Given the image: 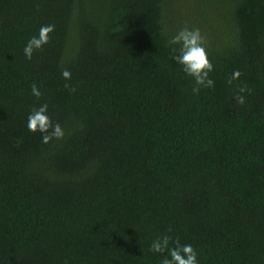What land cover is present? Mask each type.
Masks as SVG:
<instances>
[{"label": "trees", "instance_id": "1", "mask_svg": "<svg viewBox=\"0 0 264 264\" xmlns=\"http://www.w3.org/2000/svg\"><path fill=\"white\" fill-rule=\"evenodd\" d=\"M0 264H264V0H0Z\"/></svg>", "mask_w": 264, "mask_h": 264}]
</instances>
